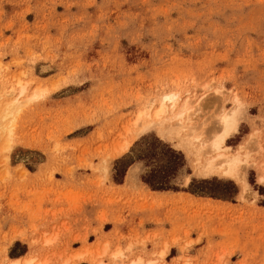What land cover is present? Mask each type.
<instances>
[{"label": "rangeland", "instance_id": "rangeland-1", "mask_svg": "<svg viewBox=\"0 0 264 264\" xmlns=\"http://www.w3.org/2000/svg\"><path fill=\"white\" fill-rule=\"evenodd\" d=\"M0 96V264H264V0H0Z\"/></svg>", "mask_w": 264, "mask_h": 264}, {"label": "bare ground", "instance_id": "bare-ground-1", "mask_svg": "<svg viewBox=\"0 0 264 264\" xmlns=\"http://www.w3.org/2000/svg\"><path fill=\"white\" fill-rule=\"evenodd\" d=\"M19 96L22 97L26 94L27 92V88L26 86L19 84ZM38 96L37 94H34L32 98H30L29 101H32V99H36ZM181 99V95L178 92H174V93H169L166 94L163 98V102H162V106L160 107V109L156 112V117H159L161 114L166 113L167 111V106H165V102H169L171 105V109H175L177 110L176 113L173 112L174 116L170 118V120H178L177 122H175L174 125H172V127L176 126L177 128H180V130L186 132L184 138H186L187 140H191V141H196L199 140V135H198V129H193L194 127L189 126L188 124H186V121L190 120V115H188V111L190 110L189 104L188 102H185L184 106H181L179 109L176 108L177 103L179 102V100ZM0 101H1V96H0ZM21 103L19 102V99L16 98L14 103L10 104H4L1 105L0 104V123H3L6 120H9L8 117L16 110L20 107ZM172 110V111H173ZM144 115V112H141L140 114L138 113L134 122H133V126L135 128L138 129H154L156 127V122L158 124H160V121H150L148 123H141L140 119H142ZM8 123V121H7ZM221 123L224 126V133L223 135L217 139L214 142V147L215 149H219L221 147V145L225 142V140L229 137V135L234 132L237 128L238 125V121H237V109H232L231 111H229L226 114H223L221 116ZM3 126V124H2ZM11 128V126H10ZM9 133L12 134L11 129H9ZM178 133V132H177ZM136 137H134L132 139V141H125L123 144L119 145V148H116L117 150L114 152V157L117 156H121L123 154H125L128 149L130 148L131 144L133 143V140ZM217 158H221L222 162H226L228 167L223 169L222 174L227 176V177H238L239 175V157L237 155H221L219 154L217 156ZM211 161H215V158ZM210 166H213L212 164H209ZM210 168H214V167H210ZM240 177V176H239ZM87 253V250H85L82 254L77 255L76 257L79 258L81 257V255H85ZM24 263L25 264H30L33 261L30 259H24ZM7 263L5 264H22L23 260L21 258H16V259H7ZM138 263H141V261H139ZM188 263V262H187ZM152 264V263H150Z\"/></svg>", "mask_w": 264, "mask_h": 264}, {"label": "trees", "instance_id": "trees-1", "mask_svg": "<svg viewBox=\"0 0 264 264\" xmlns=\"http://www.w3.org/2000/svg\"><path fill=\"white\" fill-rule=\"evenodd\" d=\"M158 189H163V187H159Z\"/></svg>", "mask_w": 264, "mask_h": 264}]
</instances>
